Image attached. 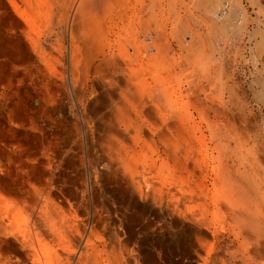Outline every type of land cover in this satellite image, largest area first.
Segmentation results:
<instances>
[{"label":"bare ground","instance_id":"bare-ground-1","mask_svg":"<svg viewBox=\"0 0 264 264\" xmlns=\"http://www.w3.org/2000/svg\"><path fill=\"white\" fill-rule=\"evenodd\" d=\"M0 264H264V0H0Z\"/></svg>","mask_w":264,"mask_h":264}]
</instances>
